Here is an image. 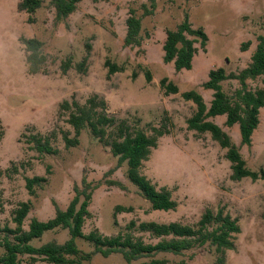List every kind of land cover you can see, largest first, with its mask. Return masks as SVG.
<instances>
[{"label": "rangeland", "instance_id": "374dc122", "mask_svg": "<svg viewBox=\"0 0 264 264\" xmlns=\"http://www.w3.org/2000/svg\"><path fill=\"white\" fill-rule=\"evenodd\" d=\"M21 0H0V229H15L13 211L21 203L30 204L23 222L27 230L32 219L46 222L55 208L65 210L74 197V187L81 189L82 179L96 187L89 205L90 218L83 233L98 232L105 237L130 234L145 244H156L163 238L141 232L138 225L179 223L192 228L206 210L214 215L221 210L237 221L240 233L233 235L234 250L226 251L225 264H264V180L230 179V162L226 150L208 133L187 128L195 105L182 99L188 91L199 93L208 106L212 91L202 85L211 70L238 73L250 63L257 37L264 36V0H158L151 16H144L141 5L146 0H83L75 11L58 19L53 0H41L31 17L18 12ZM130 9L141 19V45L124 46L125 21ZM185 17L194 29H203L208 37L205 52L196 44L197 53L190 70L176 72L172 64L162 61L166 32L175 30ZM37 39L46 56L44 73L30 75L25 63L21 39ZM250 43L247 51L240 46ZM69 59L70 69L64 74L61 64ZM86 59L83 71L76 69ZM106 61L122 70L108 76ZM150 74V81L146 80ZM168 78L178 87L175 95H166L159 81ZM251 91L264 89V76L247 80ZM229 97L239 88L237 81L222 84ZM97 96L107 104V113L125 121L132 129L146 135L165 127L167 134L158 139L156 149L143 162L141 173L157 189L166 188L177 203L173 211H153L138 188L126 176L127 166L118 165L110 148L95 139L88 129L81 131L77 145L67 148L63 136L76 139L67 123L70 111L61 109L64 102L84 105ZM226 132L246 164V168L264 171V108L259 111V125L250 146H242L238 125L225 126V116L209 118ZM114 133L115 128H107ZM48 138L57 152L39 154L31 137ZM48 168V172H47ZM42 177L46 181L30 195L26 179ZM116 207L131 208L130 213L116 212ZM134 223L132 229L128 226ZM11 235L0 232V245ZM70 239L68 230L46 231L29 243L34 248ZM82 253L93 251V245L75 239ZM5 250L0 246V257ZM220 255L206 244L180 255L157 253L130 264L151 260L165 264H217ZM22 264L29 257L19 256ZM35 264H47L37 262ZM83 264H128L121 254L104 258L99 254Z\"/></svg>", "mask_w": 264, "mask_h": 264}, {"label": "trees", "instance_id": "16d2710c", "mask_svg": "<svg viewBox=\"0 0 264 264\" xmlns=\"http://www.w3.org/2000/svg\"><path fill=\"white\" fill-rule=\"evenodd\" d=\"M83 0H53L58 19H64L72 14L78 3ZM97 3L100 0H90ZM158 0H146L141 5L144 16L153 15ZM41 0H21L17 5L18 12H25L30 17L28 22L32 23V15L40 8ZM126 34L124 46L138 48L141 45V19L136 16V11L130 9L125 21ZM21 43L25 52V63L30 75L44 73L46 56L42 53V43L37 39H24ZM208 37L203 29H194L187 17L175 30L167 31L165 41L162 45L164 64H172L176 72L190 70L192 60L197 53L196 44L205 52ZM250 43L240 46L242 52L247 51ZM86 59L78 63L76 69L83 71ZM108 76L121 71L115 64L106 61ZM71 67V61L67 59L61 64L62 72L65 74ZM264 76V36L257 37L255 51L250 57L248 66L238 73L226 74L223 69L211 70L208 80L202 85L205 90L212 91V99L207 106L202 96L196 91H188L181 94L185 101L195 105V113L187 120V128L197 133H208L220 148L226 150L225 158L230 162L232 181H240L249 178L252 181L264 180V171L253 172L246 168V164L239 152L238 147L232 144L229 135L221 127L209 121V118L225 116V126L238 125L240 143L242 146H250L252 135L259 125V111L264 108V89L251 91L247 88V80H255ZM150 74L146 73V80L150 81ZM228 80L237 81L239 88L229 97L223 92L222 83ZM160 87L166 95L178 93V87L168 78L159 81ZM61 109L70 111L67 123L74 129L76 139L70 140L63 136L67 148L77 145V137L84 129H88L92 136L110 148L113 157L117 158L118 165L127 166V179L139 190L142 197L150 204L153 211H173L177 203L172 200L171 193L166 188L157 189L142 173L143 162L148 161L151 151L156 149L158 139L167 134L165 127L153 129V134L148 136L141 130L132 129L125 121H118L107 113V104L103 99L93 96L86 100L84 105L76 102L68 104L64 102ZM107 128H115L114 133H107ZM4 132L0 124V142ZM33 149L43 155H55L56 150L50 145L48 138L31 137ZM47 168V172H48ZM2 175L0 171V176ZM46 181L42 177L26 179L25 187L30 195L34 194V188ZM96 187L82 179L81 189L74 187V197L65 210L55 208V215L46 222L32 219L28 229H23V222L30 212V204L21 203L13 211V223L15 229H0L12 236L13 242L7 237L0 245L4 250V256L0 257V264H22L19 256L29 257V264L43 262L47 264H83L89 262L96 254L106 258L111 254L119 253L124 260L130 264L142 257H150L157 253H170L180 255L206 244L214 247L220 256L217 264H225L224 255L226 251L234 250L233 235L239 234L240 229L236 220L229 215H224L219 210L215 215L206 210L197 223L196 228L179 223L157 224L154 222L141 223L138 229L141 232L150 233L155 238H163L156 244H145L140 239H135L130 234H118L114 237H105L98 232H90L85 235L83 226L90 218L89 205ZM116 212L130 213L131 208L124 209L116 207ZM134 223L128 226L132 229ZM66 229L70 239L64 244L54 242L46 243L39 248L29 245L31 240L39 239L46 231L55 229ZM80 238L93 245V251L82 253L78 250L75 239ZM141 264H165V261L151 260ZM179 264H185L180 262Z\"/></svg>", "mask_w": 264, "mask_h": 264}]
</instances>
